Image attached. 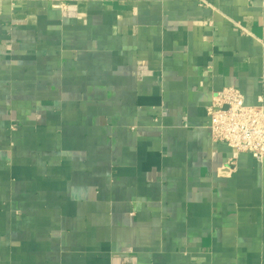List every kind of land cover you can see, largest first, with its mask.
<instances>
[{
  "label": "crops",
  "instance_id": "1",
  "mask_svg": "<svg viewBox=\"0 0 264 264\" xmlns=\"http://www.w3.org/2000/svg\"><path fill=\"white\" fill-rule=\"evenodd\" d=\"M227 86L264 102V0H0V264H264Z\"/></svg>",
  "mask_w": 264,
  "mask_h": 264
},
{
  "label": "built area",
  "instance_id": "2",
  "mask_svg": "<svg viewBox=\"0 0 264 264\" xmlns=\"http://www.w3.org/2000/svg\"><path fill=\"white\" fill-rule=\"evenodd\" d=\"M249 105L236 86H227L212 95L207 108L210 134L214 142L227 143L238 152L264 159V102Z\"/></svg>",
  "mask_w": 264,
  "mask_h": 264
}]
</instances>
